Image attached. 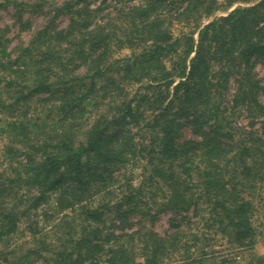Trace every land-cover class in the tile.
Returning <instances> with one entry per match:
<instances>
[{
  "label": "trees",
  "instance_id": "1",
  "mask_svg": "<svg viewBox=\"0 0 264 264\" xmlns=\"http://www.w3.org/2000/svg\"><path fill=\"white\" fill-rule=\"evenodd\" d=\"M237 1L0 0L41 18L14 15L26 43L0 34V243L21 223L31 242L19 257L0 248V264H202L207 233L250 253L223 263L264 264V0L201 21ZM162 213L174 231L141 224Z\"/></svg>",
  "mask_w": 264,
  "mask_h": 264
},
{
  "label": "rangeland",
  "instance_id": "2",
  "mask_svg": "<svg viewBox=\"0 0 264 264\" xmlns=\"http://www.w3.org/2000/svg\"><path fill=\"white\" fill-rule=\"evenodd\" d=\"M48 1H52L55 5L56 4H61L63 0H48ZM89 2V7H96L97 5H99L101 0H88ZM221 2H225V0H219ZM81 3V2H80ZM252 2L250 1H244V0H239L237 1V3H235L228 11H224L222 9H219L217 11H215L213 14H211L210 17L208 18H203L201 21L206 23L207 21L211 20L215 15H225L227 12H229L230 10H232L236 5L240 4L242 6L244 5H248ZM180 5V3H177ZM118 6L117 3H115V1H111V3H109V1L104 5V8L101 12V15H106V13H114V7ZM14 15H23L22 19H29L30 23H31V29H34L36 27H38L40 25L41 22V18L40 16H38V13H34V12H29V9H27L26 11L22 12V11H17L15 10V8H13L11 5H0V34H3L4 37L8 38L10 40L9 42V46H14L15 44L18 43H26L29 40V30L25 29L27 27H25L23 30L21 27V23L18 22L16 16ZM62 16H59L56 20V25L59 28H62L64 26H66L67 22H68V18L67 16H64L65 14H59ZM175 28H183L182 23H177L175 22L174 24ZM186 29V28H185ZM129 53L128 49H123L121 51H119L117 54L118 55H123ZM256 71L259 74V77L263 78L264 80V64L262 62H258L255 65ZM236 91V84L233 81L230 85V88L228 89V94H227V101L226 103H228L229 105L231 104V101L233 99V95L235 94ZM4 116V113L0 111V119ZM233 117V124L236 125V127L239 128H243V129H247L249 125V119L246 117V114L244 113H237L235 114V116ZM260 126V122L259 119L256 120L253 128L258 129ZM241 129V130H243ZM186 137H189V135H191L188 131V129L185 131ZM240 133H236V138H239ZM243 135H241L242 137ZM10 137L5 136V135H0V162H3V156H2V151L3 148L6 144H8V142H10ZM132 169H129V173L128 177L131 181L132 185H137L138 182L140 181V172H141V168L139 166H134L131 167ZM125 180V179H124ZM122 180V181H124ZM49 211H52V207H48ZM170 214L167 213H162L158 216V218L153 222L151 220L148 219H144L141 221V224L144 225L147 229H152L155 232H157L159 235H164L167 232H171L174 231L173 228H170L169 226V218H170ZM40 218V215H39ZM136 221V224L134 226V228H137L139 226V217L137 216L136 218H134ZM179 218H176V220H178ZM195 221L196 218H193ZM41 220V219H40ZM138 222V223H137ZM42 223H44L43 220L40 221V224L42 225ZM188 224L187 223H181L180 224V229H187L185 228ZM24 224L21 223L20 224V229L17 233H15L11 238L8 239L7 242L4 243H0V248H5L6 250H15L14 254H10V256H14V257H19V255H21L24 250L29 247V244L31 242H29V235L27 233H21V229L23 228ZM200 229V231H205L204 228L202 227V225L199 224H195L192 223L190 224V227L188 230H186V232H192L193 230H195V228ZM207 237L208 239L206 241H199L197 243V245L192 249L193 253L198 255L201 252V249L205 250L208 253V257L204 259V261L202 262V264H222V260L225 257H235L236 260L242 261V260H246L249 258L250 253L249 252H235V251H231L229 249L228 244L226 243L225 239L221 238V236L219 234H210L207 233ZM253 253L255 255H262L264 254V244L263 241L260 240L257 245L255 246ZM174 258L170 260H168L169 264H178L181 262V254L178 252L176 254H174L173 256ZM101 264V263H100ZM226 264V263H223Z\"/></svg>",
  "mask_w": 264,
  "mask_h": 264
}]
</instances>
